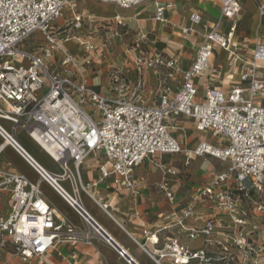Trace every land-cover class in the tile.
I'll return each mask as SVG.
<instances>
[{
	"label": "built area",
	"instance_id": "obj_1",
	"mask_svg": "<svg viewBox=\"0 0 264 264\" xmlns=\"http://www.w3.org/2000/svg\"><path fill=\"white\" fill-rule=\"evenodd\" d=\"M148 1L98 0L121 9ZM211 2L220 10L215 24L203 23L196 12L189 16L192 25L201 27L203 39L178 82L176 59L148 48L146 34L138 33L133 40L136 78L126 81L119 72H111L108 78L113 95L107 96L88 86L85 68L91 69L96 58L85 57L80 63L66 44L75 42L84 53L91 52V35L100 29L108 31L111 21L76 13L77 0H0V120L10 123L13 132L11 135L0 126V155L8 143L39 180L32 183L10 166L0 164V196L10 201L8 214L0 216L1 251L24 263L41 264L55 249L65 223L41 197L39 185L44 182L114 248L118 257L136 264L123 249L114 247L113 240L81 206L79 190L101 209L108 207L92 196L90 184L78 187L68 169L70 161L78 172L93 156L99 172L97 182L111 178L112 185L123 189L132 200L139 196L135 169L149 160L161 171L155 188L170 211L153 234L143 231L142 235L151 246L158 245L155 234L172 230L173 235L151 251L140 246L153 264H264V42L256 41L245 48L236 40L240 0ZM154 5V20L164 22L165 11L172 5L157 1ZM66 9L71 17L58 25ZM258 14L264 18V1L258 4ZM223 20L229 21L225 32L219 30ZM113 21L121 24L118 16ZM80 31L88 36L77 35ZM191 31L184 28L181 33ZM30 39L28 52L24 47ZM216 50L226 53L225 77L232 80L235 71L238 77L225 92L207 87L205 97L198 100L195 80L209 71ZM149 72L160 78L148 100L141 94ZM210 72L213 76L221 73ZM178 118L191 120L195 131L211 136L214 144L201 141L192 150L183 149L173 132ZM17 128L27 131L28 137L59 165L62 175L44 170L29 157L18 144ZM178 154L185 155L181 172L161 160L165 155ZM205 156L220 161L224 169L212 173L188 199L178 202L170 178L185 176L191 158ZM61 180L69 181L72 194L60 186ZM66 233L70 236L67 240L74 241L68 225ZM191 242L199 245L191 248Z\"/></svg>",
	"mask_w": 264,
	"mask_h": 264
},
{
	"label": "crops",
	"instance_id": "obj_2",
	"mask_svg": "<svg viewBox=\"0 0 264 264\" xmlns=\"http://www.w3.org/2000/svg\"><path fill=\"white\" fill-rule=\"evenodd\" d=\"M155 1L172 5V8L165 11L164 22L154 20ZM155 1L151 0L129 9H121L113 3H100L98 0H77L76 13L88 14L96 21L112 22L108 31L100 29L103 35L101 42L91 39L94 49L87 54H84L75 42L66 44L67 49L80 63L84 62L85 57L94 56L96 58L93 61L92 70L85 68V71L87 70L88 86L91 89L100 94L112 96L113 93L110 91L108 76L114 71L119 72V77L126 81H133L136 78L133 64L135 55L133 40L138 33L146 34L148 48L166 53L176 59L177 82L180 80L181 73L189 68L196 48L203 39L201 27L192 25L189 21V16L191 13L196 12L201 15L203 23L215 24L219 19V8L213 5L211 0ZM262 1L264 0H240L241 11L237 18L236 40L245 48H251L256 41L264 42V18L258 14V4ZM107 9L110 11L108 12ZM116 16L119 17L121 24L113 21ZM228 26L229 21L223 20L220 22L219 30L225 32ZM184 28L192 31L183 35L181 30ZM123 29L125 34L128 35V38L124 39V41L116 33ZM225 57L226 53L224 51L216 50L209 62V71L201 78L195 80L198 95H200L201 99L205 97L207 87L225 92L235 81L233 79L238 77V71H235V77L232 80L225 77L224 73L227 69ZM211 70H219L221 73L213 76L210 72ZM161 73V77H163L164 73ZM159 78L160 76L155 75L153 72L148 73L146 85L141 94L142 98L148 100L152 98L151 91L158 83ZM176 81L173 84L174 87L177 84ZM174 137L185 150H192L201 141L214 144L211 136L196 132L192 121L185 118H178ZM7 148L10 147L5 146L4 150ZM3 152L0 155L1 165L10 166L11 169L24 175L32 183L39 181L37 174L13 150L12 152L28 167L30 174H33L32 177L19 171L3 156ZM99 158L101 159V157ZM184 158V154L165 155L161 160L175 171L181 172ZM208 158L212 157H192L185 176L179 174L170 178V187L176 194L178 202L188 199L191 194L207 182L212 173L224 169L221 163L222 168L213 171L214 165L217 163L215 159L216 163L207 165L209 169L206 173H203L202 167L207 164ZM58 168L60 172L45 169L59 176L63 174V171L59 165ZM68 169L75 178L78 187L80 184H90L89 190L92 196L97 200H101L100 203L108 205L106 210L101 209L89 195L79 190L78 196L81 206L88 216L136 264H153L140 246H145L147 250L151 251L154 248L161 247L166 236L173 235L172 230L155 234L159 241L156 246L149 245L142 235L143 231H149L153 234L157 227L163 225L164 216L170 211L168 204L157 193L155 188V185L162 178L161 171L153 167L149 160L138 166L134 171V176L139 182V196L132 200L123 189L112 185L111 178L103 182H97L99 172L96 159L93 156H90L82 164L78 172H76L73 165L71 168L68 167ZM64 183H68L69 194H72L69 181L61 180L59 182L61 187ZM42 185L49 188L68 207L69 212L60 214L51 207L55 216L62 220L65 226L61 231V236L55 249L43 258L41 264H127L124 259L118 257L114 248L106 245L101 237L83 222L77 212L71 209L46 183L41 182L39 190H41ZM63 189L66 191L65 188ZM4 202L8 204L6 210L1 205ZM9 204L8 197L1 195V217H5L8 214ZM185 223L187 226L191 225L190 221ZM66 225L73 229L71 237L74 238V241L67 240L70 236L66 233ZM198 245V242L188 243L191 248H195ZM0 261H9V264H28L21 262L17 258H10L7 252L1 250Z\"/></svg>",
	"mask_w": 264,
	"mask_h": 264
},
{
	"label": "rangeland",
	"instance_id": "obj_3",
	"mask_svg": "<svg viewBox=\"0 0 264 264\" xmlns=\"http://www.w3.org/2000/svg\"><path fill=\"white\" fill-rule=\"evenodd\" d=\"M107 11L109 12L110 10L107 9ZM70 19V11L69 10H65L63 13V16L61 17V19L58 21V25H62L64 24L65 21ZM66 30H68V27H65ZM78 35H87L88 33H86V31H80L77 32ZM117 36L121 37V40L124 41V39L128 38V35L125 34V30H120L117 31ZM36 37L33 36L31 37V39H34ZM92 39H96L97 42H101L102 41V33L98 32V34L96 35H91ZM108 37V36H107ZM31 39L28 41V43L25 45L24 50L29 52V46L31 45L32 41ZM76 44V43H75ZM78 45V44H77ZM81 49V46L78 45ZM82 50V49H81ZM82 52L84 53V51L82 50ZM87 54V53H84ZM196 99L201 100L200 95H197ZM21 122H24L23 119H20ZM181 122V121H180ZM179 125V124H178ZM0 126L9 134H13L12 132V125L8 122L2 121L0 120ZM174 133L176 132V130L173 131ZM15 136L16 139L18 141V143L40 164L42 165L44 168H46L49 171H53V172H60L59 168H58V164L53 162L29 137L27 134V131L22 129V128H17L15 131ZM0 143H1V139H0ZM3 156L10 162L12 163L19 171L29 175L30 177H32L33 174H30V170L28 169V167L12 152V150L10 148H7L4 150L3 152ZM217 161V163H216ZM213 159V158H208L207 159V164L205 166L202 167V171L203 173H206L208 171V166L207 165H214V170L213 171H217L220 170L222 168L221 162ZM71 163L68 162V167L71 168ZM62 187L66 189V191L68 193H70V190H68V183H64L62 184ZM41 197L52 207L54 208L58 213L60 214H67L68 211V207L49 189L47 188L45 185L41 186ZM1 205H3L4 210H6L8 204L1 203Z\"/></svg>",
	"mask_w": 264,
	"mask_h": 264
},
{
	"label": "water",
	"instance_id": "obj_4",
	"mask_svg": "<svg viewBox=\"0 0 264 264\" xmlns=\"http://www.w3.org/2000/svg\"><path fill=\"white\" fill-rule=\"evenodd\" d=\"M79 211H80V213H82L83 215H85L84 212H82L81 210H79ZM91 225H92L93 228L97 229L98 232H99L102 236H105L104 232H103L102 230H100V229H99V228H98L93 222H91ZM112 244L114 245V247L117 248V246H116L115 243L112 242Z\"/></svg>",
	"mask_w": 264,
	"mask_h": 264
},
{
	"label": "bare ground",
	"instance_id": "obj_5",
	"mask_svg": "<svg viewBox=\"0 0 264 264\" xmlns=\"http://www.w3.org/2000/svg\"><path fill=\"white\" fill-rule=\"evenodd\" d=\"M7 141H9V140H7ZM7 144H8V143H6L5 146H7ZM18 144H19V143H18ZM21 148H22V147H21ZM22 149H23V148H22ZM23 150H24V149H23ZM24 151H25V150H24ZM25 152H26V153L29 155V157L32 158V159H33V160H34L39 166H41L44 170H46V169H45L42 165H40V164H39V163H38V162H37V161H36V160H35V159H34V158H33V157H32L27 151H25ZM46 171H47V170H46Z\"/></svg>",
	"mask_w": 264,
	"mask_h": 264
}]
</instances>
